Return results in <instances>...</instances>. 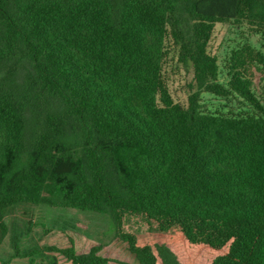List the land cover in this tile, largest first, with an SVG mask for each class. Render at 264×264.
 Returning <instances> with one entry per match:
<instances>
[{
	"label": "trees",
	"instance_id": "obj_1",
	"mask_svg": "<svg viewBox=\"0 0 264 264\" xmlns=\"http://www.w3.org/2000/svg\"><path fill=\"white\" fill-rule=\"evenodd\" d=\"M217 24L264 35V0H0V241L10 207L44 205L108 216L136 264H264V52L220 65ZM70 243L45 249L128 264Z\"/></svg>",
	"mask_w": 264,
	"mask_h": 264
},
{
	"label": "rangeland",
	"instance_id": "obj_2",
	"mask_svg": "<svg viewBox=\"0 0 264 264\" xmlns=\"http://www.w3.org/2000/svg\"><path fill=\"white\" fill-rule=\"evenodd\" d=\"M243 41L250 42L264 52V35L249 33L246 28L237 29L228 24L215 26L210 50L222 65L231 49ZM169 89L176 102L185 103L190 93L193 71L171 61L167 68ZM226 81L225 74L220 76ZM264 80L255 77V90L261 93ZM202 102L211 111H226L235 107L214 95L203 93ZM8 232L0 241V264H65L64 257L45 249L47 246L64 248L72 241L77 253H86L91 247L101 245V256L128 264H136V258L125 242L118 240L108 216L75 209L51 208L44 205L18 204L10 207L2 219ZM17 248V250H16ZM36 251L35 253H31Z\"/></svg>",
	"mask_w": 264,
	"mask_h": 264
}]
</instances>
